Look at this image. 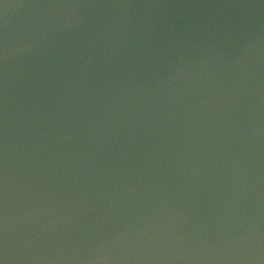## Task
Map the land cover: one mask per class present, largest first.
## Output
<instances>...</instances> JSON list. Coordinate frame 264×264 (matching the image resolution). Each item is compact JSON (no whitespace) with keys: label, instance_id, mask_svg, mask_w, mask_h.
<instances>
[{"label":"water","instance_id":"95a60500","mask_svg":"<svg viewBox=\"0 0 264 264\" xmlns=\"http://www.w3.org/2000/svg\"><path fill=\"white\" fill-rule=\"evenodd\" d=\"M0 264H264V0H0Z\"/></svg>","mask_w":264,"mask_h":264}]
</instances>
